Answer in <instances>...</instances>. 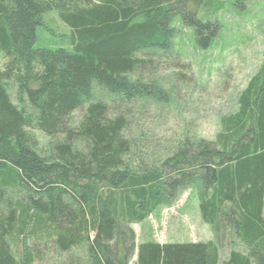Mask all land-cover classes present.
Segmentation results:
<instances>
[{
  "label": "trees",
  "instance_id": "obj_1",
  "mask_svg": "<svg viewBox=\"0 0 264 264\" xmlns=\"http://www.w3.org/2000/svg\"><path fill=\"white\" fill-rule=\"evenodd\" d=\"M201 6L221 8L213 0H0L8 59L0 68V264H35L38 232L62 253L82 247L80 264H130L134 255L137 264H264V63L216 140L186 135L164 158L133 134L125 110L169 102L147 71L173 51L177 15L201 48L211 45L221 26L199 18ZM52 11L71 30L70 49L36 47ZM96 87L110 102L92 100ZM33 130L54 140L42 146ZM188 188L217 237L226 230L242 249L222 260L218 239L137 243L133 225Z\"/></svg>",
  "mask_w": 264,
  "mask_h": 264
},
{
  "label": "rangeland",
  "instance_id": "obj_2",
  "mask_svg": "<svg viewBox=\"0 0 264 264\" xmlns=\"http://www.w3.org/2000/svg\"><path fill=\"white\" fill-rule=\"evenodd\" d=\"M213 1L221 7L218 11L214 9L216 13L211 7L210 11L204 6L198 10L199 18L216 19L221 26L211 45L201 48L194 28L186 27L182 16L177 15L174 25L179 33L174 40L173 51L157 57L155 67L147 71L150 77L158 79L169 90V102H141L125 108L131 114L133 134L148 136L151 143L149 152L154 158H164L186 135L216 140L222 130V118L238 111L242 91L264 63V0ZM42 19V25L37 28L36 47L70 49L71 30L57 12H47ZM7 61L1 55L0 68H4ZM10 92L17 103L13 84ZM99 99L110 102V97L96 87L92 100ZM87 104L72 114V125L80 123ZM110 104L114 113L118 108L114 103ZM33 133L42 146L54 140L37 130ZM133 228L138 244L150 239L160 243L218 239L220 244L222 242V260L229 257L232 249H242L226 230L217 237L213 226L203 221L198 196L191 188L184 190L172 206L158 208ZM45 240L42 232L31 236L30 244L38 251L35 264L82 262V247L62 253L53 244H45ZM14 249L18 252L21 244L15 243ZM130 264H137V255L133 256Z\"/></svg>",
  "mask_w": 264,
  "mask_h": 264
}]
</instances>
